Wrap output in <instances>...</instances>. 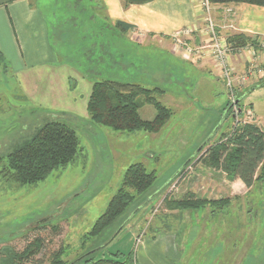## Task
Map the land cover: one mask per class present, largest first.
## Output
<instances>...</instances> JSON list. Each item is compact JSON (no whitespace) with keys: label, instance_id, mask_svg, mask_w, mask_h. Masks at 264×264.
Segmentation results:
<instances>
[{"label":"rangeland","instance_id":"obj_1","mask_svg":"<svg viewBox=\"0 0 264 264\" xmlns=\"http://www.w3.org/2000/svg\"><path fill=\"white\" fill-rule=\"evenodd\" d=\"M30 3L44 10L51 31L56 33L59 29L67 34L64 44H54L56 50L70 53L77 49L82 53L84 46L70 44L68 31L74 19L70 17L83 15L80 6L90 5L92 0H30ZM214 22L220 38L227 40L231 49L232 87L212 57L196 61L185 56L182 47L176 49L175 34L119 35L110 38L119 55L112 56L111 50L112 54L99 60L101 46H93L91 55L83 54L81 61H71L88 76L95 75V81L113 79L150 90V96L170 112L168 121L152 133L114 131L94 123L89 115L80 117L29 105L17 73L19 63L12 56L5 57L6 63L0 65V157L6 156L12 144L38 124L51 120L75 129L82 151L75 161L36 184L20 185L0 177V249L8 246L22 251L40 235L45 238L47 254L64 247L63 258L67 262L99 248L102 249L96 252L97 258L112 257L118 251L136 254L138 233L141 239L179 224L183 214L197 212L224 215L221 221V217L216 218L215 226L203 222L204 228L264 231V164L257 181L248 188L225 171L224 157L217 162L210 153L211 148L227 141L242 124L253 123L264 129V41L257 38L256 44L233 49L228 37L240 33L234 20L214 19ZM193 37V34L184 36V43L199 48L207 42H196ZM208 58L212 61H205ZM205 62H209V67H204ZM256 85L255 90L247 92ZM139 101L141 117L154 119L157 111L152 103L144 96ZM226 109L229 114L224 120ZM248 109L253 111L252 116L248 115ZM55 112L60 118L54 117ZM136 163L155 173L154 185L144 196L136 197L126 213L102 235L89 238L88 232L122 187L126 170ZM190 196L218 201L222 206L207 203L194 210L174 207L173 203ZM145 199L148 201L143 203ZM136 207L140 208L137 212ZM248 215L253 216L251 220ZM39 224L47 226L32 230ZM55 224L61 227L60 234L53 233L51 227Z\"/></svg>","mask_w":264,"mask_h":264},{"label":"crops","instance_id":"obj_2","mask_svg":"<svg viewBox=\"0 0 264 264\" xmlns=\"http://www.w3.org/2000/svg\"><path fill=\"white\" fill-rule=\"evenodd\" d=\"M222 5H213L216 22L233 19L238 32L264 41V7ZM80 10L83 15H71L74 19L68 33H71L70 44L84 47L82 53L77 49L68 53L54 48L57 42L64 44L67 34L59 29L56 33L51 31L50 20L41 7L32 5L30 0H0V50L5 57L12 56L19 63L17 73L29 105L88 117L87 106L95 75L88 76L71 61L79 62L81 55H91L93 46H101L99 60H103L105 54H112L111 50L112 56L119 55L110 38L145 34L169 37L183 28H192L196 29L193 33L196 42L209 40L202 0H151L129 6H124L123 0H92L90 5L80 6ZM118 22L132 27L121 31ZM207 65L209 62H205L204 67H209ZM256 88L251 86L247 92ZM55 117L60 118V114ZM222 216L186 213L180 217L179 224L166 230H156L141 239L138 233L137 263L264 264V231L201 227L203 222L215 226L216 218L221 217V221ZM247 217L251 220L253 216Z\"/></svg>","mask_w":264,"mask_h":264},{"label":"trees","instance_id":"obj_3","mask_svg":"<svg viewBox=\"0 0 264 264\" xmlns=\"http://www.w3.org/2000/svg\"><path fill=\"white\" fill-rule=\"evenodd\" d=\"M123 1L124 6H129L151 0ZM210 2L214 5L251 4L264 7V0H210ZM117 26L121 31H127L132 27L125 22H118ZM257 38L240 32L230 35L228 42L235 49L247 44H256ZM5 63V56L0 50V65ZM150 92L140 85L113 79L94 81L87 106L89 116L94 123L114 131L156 132L168 121L170 112L151 97ZM141 96L155 107L157 113L154 119L147 120L141 117L139 113ZM228 114L229 111L226 117ZM52 117L48 118L53 119ZM11 148L6 156L0 157V177L20 185L43 181L51 172L75 161L82 151L76 130L56 120L38 124L36 129L12 144ZM210 153L217 162L224 157L222 163L225 171L232 178L241 179L248 188H251L257 181L259 170L264 164V129L253 123L242 124L227 141L211 148ZM155 181V173L148 172L142 163L129 166L124 174L122 187L112 197L106 211L96 220L87 236L90 238L102 235L126 213L136 197L146 194ZM207 203L222 206L221 202L207 201L194 196L182 198L173 205L178 209L194 210L204 207ZM46 226L47 224H39L32 230ZM51 228L53 233L60 234L61 227L58 224L52 225ZM100 249L102 248L90 250L76 260L67 262L63 258L64 247L48 255L45 238L38 235L29 241L22 251L8 246L1 248L0 264H138L134 252L124 255L118 251L113 253L112 257L97 258L96 252ZM39 256L43 258L38 259Z\"/></svg>","mask_w":264,"mask_h":264},{"label":"built area","instance_id":"obj_4","mask_svg":"<svg viewBox=\"0 0 264 264\" xmlns=\"http://www.w3.org/2000/svg\"><path fill=\"white\" fill-rule=\"evenodd\" d=\"M203 8L206 12V32L209 35V40L201 45L199 48H193L191 46H187L183 41V37L186 35H191L195 32L196 29L192 28H183L179 32L175 33V47L179 49L182 47L184 50V55L187 57H194L196 61L204 58V57H212L216 62V66L222 72L223 77L227 79L228 86L232 87L234 83V79L231 76L232 67L229 62V55L231 49L227 43V40L220 38L218 34V25L214 22L212 9L213 6L210 0H202ZM264 46V44H263ZM255 72V71H254ZM236 104V101L234 102ZM248 115L252 116L253 111L248 109Z\"/></svg>","mask_w":264,"mask_h":264},{"label":"water","instance_id":"obj_5","mask_svg":"<svg viewBox=\"0 0 264 264\" xmlns=\"http://www.w3.org/2000/svg\"><path fill=\"white\" fill-rule=\"evenodd\" d=\"M254 87H258V86H254ZM252 89H253V88H252ZM241 99H242V97H241V98H238V99L236 100V104H238V103L241 101ZM228 111H229V109L226 110V112H225L224 120H225V117H226V114L228 113ZM221 123H223V122H221ZM221 123H220V124H221ZM220 124H219V126H220ZM219 126H218V127L216 128V130L214 131V134H215L216 131L218 130ZM214 134H212V136H213ZM212 136H211V137H212ZM211 137H209V138H208V139H207V140L201 145V147L197 150V152H199V151L202 149V147H203L205 144H207L208 140H210ZM197 152H196V153H197ZM194 155H195V154H194ZM194 155H193V156H194ZM193 156H192L191 158H189V160L186 162V164H187V163L193 158ZM186 164H185V166H186ZM151 198H152V196H151L150 198H148V199H151ZM147 201H148V200H147ZM147 201H146V202H147ZM146 202H145V203H146ZM139 209H140V208H137L135 212H137ZM124 226H125V224H124L122 227H124ZM119 232H120V231H119ZM117 234H118V233H117ZM117 234H116V235H117Z\"/></svg>","mask_w":264,"mask_h":264}]
</instances>
